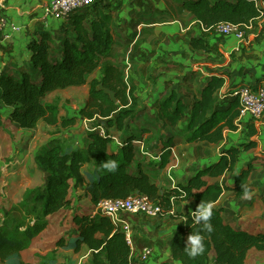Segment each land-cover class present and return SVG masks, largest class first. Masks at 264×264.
Here are the masks:
<instances>
[{"label": "trees", "instance_id": "1", "mask_svg": "<svg viewBox=\"0 0 264 264\" xmlns=\"http://www.w3.org/2000/svg\"><path fill=\"white\" fill-rule=\"evenodd\" d=\"M185 3L184 9L205 28V36L216 32L223 23L258 28L264 19V10L259 9L253 0H192ZM171 19V15L158 11L139 15V21L146 25ZM116 30L113 15L106 13L96 1L90 9L74 14L59 33L41 31L30 41L31 58L27 70L18 74L0 73V100L10 109L9 119L19 129L33 130L41 122L71 129L77 121L88 120L93 122L94 128L104 127L106 130L105 136L97 130L90 131L83 148L69 152L62 144L52 143L37 153L38 166L47 175L45 186L36 192L34 198L43 215L51 217L65 209H73L71 194L79 189L94 210L103 200L127 199L137 194L159 203L165 213L171 212L179 202L188 200L193 201L194 211L198 205L211 203L212 232L203 230V220L199 225L195 224L192 212L174 214L183 220L172 239V261L176 264H246L253 250L264 258V229L255 234L234 229L223 210L213 208L225 191L234 192L238 198L244 197L245 189L252 192L247 185L251 166L239 173L235 171L242 153L258 145L259 132L253 121L246 126V143L224 149L218 162L197 171L186 183L175 187L159 186L158 178L142 169L144 163L137 161L138 150L134 144L141 133L131 132L117 151L109 150L115 135L124 132L127 121L136 117L138 105L135 88L127 81L124 67L111 60ZM190 45L195 51H212L205 38H192ZM96 72L100 73L99 78L93 77ZM225 84L223 75H213L207 80L201 97H194L189 102L173 91L160 103L159 119L172 127L184 123L188 144L219 145L225 138V131L239 128L238 98L230 100L228 107L221 106L220 93ZM85 85L90 87L89 99L69 118L61 116L59 106L46 102L57 91ZM100 85L115 93L116 103L98 90ZM174 147L172 139L164 141L161 160L154 165L158 170L168 165ZM108 161L116 162L115 171L103 168V163ZM226 174H234L232 187L210 182ZM72 222L75 226L73 250L79 253L86 248L92 253V264H138L132 257L125 230L113 224L110 218L93 212L89 216L75 215ZM41 231L42 228L35 225L27 228L25 234L31 232L29 236H34ZM191 234H199L204 244L203 254L196 257L185 252ZM23 249L22 241L0 236L1 262Z\"/></svg>", "mask_w": 264, "mask_h": 264}, {"label": "crops", "instance_id": "2", "mask_svg": "<svg viewBox=\"0 0 264 264\" xmlns=\"http://www.w3.org/2000/svg\"><path fill=\"white\" fill-rule=\"evenodd\" d=\"M50 1L0 0V16L6 22L5 26H0V73L4 71L18 74L27 70L31 58L28 49L30 41L36 39L41 31L57 34L65 26L66 23L62 20L53 17L45 19ZM97 1L106 13L113 15L117 29H126L127 33L122 39L126 41H124L125 50L129 46L127 52L130 54L128 59L130 62L122 61L123 59L121 61L124 69L126 65L130 68L129 73H126V79L134 86L135 96L138 99L136 117L127 121L128 127L124 132L115 135L109 145L110 151H117L120 147L118 144L122 143L131 132L141 133V137L134 143L137 150L140 146L144 148L147 142L149 145L156 142L155 146L148 147L153 148L155 152H152L151 159L145 161L142 169L150 176L156 177L160 174L157 183L163 187L169 186L164 184L162 173L175 169L174 173L179 179L175 181L170 177L173 182L170 187H175L177 184L186 183L197 171L218 162L224 149L240 147L247 142L246 126L251 122L249 119L237 121L239 126L237 131H225V138L219 145L203 142L188 144L184 123L172 127L159 119L158 110L162 100L173 91L186 102L194 97L199 99L207 80L213 75H223L226 78L225 87L220 93L222 107L229 106L230 100L234 99L233 93L238 88L264 86V25L259 28L246 27L245 40H240L235 35L223 36L216 32L205 36L206 30L203 25L183 7L185 2L192 0L183 3L182 0ZM156 11L169 14L172 19L152 25L139 21V15ZM156 14L158 16L159 13ZM258 37L262 41H259ZM192 38H205L212 51L207 53L193 50L190 45ZM115 45L111 60L114 64L121 65L115 61ZM23 47L28 50L26 60L23 59L24 65L15 55L18 48ZM232 55L236 58H231ZM99 76L98 72L95 78ZM226 97L229 100H226ZM0 103L3 105L1 100ZM97 119L99 120V117ZM253 122L259 132L256 138L258 145L255 149L242 153L235 171L239 173L251 166V175L247 183L252 189L250 198H238L234 192L225 191L220 200L213 205V208L223 210L227 222L234 229L248 232L252 224L255 226L250 229L253 232L264 229V118ZM155 127L159 128L160 133L156 135L158 140L155 138L157 141H152ZM169 128L174 131L177 129L179 134L169 131L165 135L164 132ZM179 135L181 137L178 141L176 137ZM167 139H172L175 147L172 149L168 165L163 170H158L154 165L160 162L161 149ZM207 145L214 147L216 151L209 152ZM184 157L186 160L195 161L190 163L188 160L189 163L182 162L180 166V160ZM152 162L154 164L150 166ZM210 182L232 187L234 174H226L221 178L211 179ZM259 199L261 201L257 204ZM194 209L193 201L188 200L179 202L171 212H164L158 217L128 216L126 220L133 236L130 244L132 257L138 264H162L167 261L171 264L172 239L183 220L174 214L193 212ZM148 246L152 247L148 248ZM145 249L150 251V255L146 260H142L141 256ZM255 253L261 255L264 260L261 253L253 250L246 264L250 263L251 256Z\"/></svg>", "mask_w": 264, "mask_h": 264}, {"label": "rangeland", "instance_id": "3", "mask_svg": "<svg viewBox=\"0 0 264 264\" xmlns=\"http://www.w3.org/2000/svg\"><path fill=\"white\" fill-rule=\"evenodd\" d=\"M184 1L186 0L181 2ZM259 23V26L264 25V19ZM126 33V29L122 28L117 29L115 34V61L121 64L120 66L123 65L122 61H127L130 57L129 52H127L129 46L125 50V39H122ZM260 34L262 36V33ZM258 40L262 41L260 37ZM15 55L24 65L23 59L26 60L28 50L26 47L18 48ZM231 58H236V56L232 55ZM121 59L123 60L121 61ZM128 62L130 61L128 60ZM127 66L125 72L129 73L130 68ZM97 75L98 72L93 77L95 78ZM89 89V85H85L60 90L51 94L46 102L59 106L61 116L69 118L84 107L89 99ZM226 100L229 98L226 97ZM8 110L0 103V236L4 235L10 239L22 241L24 249L5 262L0 261V264H92L90 251L83 248L81 252L75 253L72 247L75 240L73 217L75 215L89 216L95 212L93 205L84 196L82 190H73L71 194L73 209H65L51 217L43 215L41 206L35 202L34 198L36 192L45 186L47 178V175L38 166L37 153L51 146L52 143L62 144L69 152L80 146L85 147L87 136L94 128L93 122L88 120L77 121L71 129H65L61 126H47L41 122L35 129L27 131L19 129L16 124L10 121V111ZM158 130V127L154 128L152 141L158 140L156 136L160 133ZM169 131L179 134L177 129L174 131L171 128L167 129L164 134H168ZM161 133L163 134V129ZM179 137L181 135L177 136L176 140L179 141ZM155 145L156 142H152L150 145L147 142L144 148L140 146L137 161H143L145 164L148 158L151 159L152 152L155 150L148 147ZM207 147L209 152L216 151L214 147L208 145ZM110 148L115 149L113 146ZM188 160L190 161L184 157L183 160H180V166L182 162L189 163ZM194 161H190V163ZM174 171L175 169L166 170L161 175L164 184L169 187L173 184L170 177L174 178L175 181L179 179ZM159 175H156V178H159ZM260 201L261 199L257 200L256 203L259 204ZM224 216L226 217V214ZM35 225L42 228L40 233L34 236H29L31 232L25 234L27 228H33ZM253 227H255L254 224L249 226V232L257 233L250 230ZM249 264H264V260L261 255L255 253L251 256Z\"/></svg>", "mask_w": 264, "mask_h": 264}, {"label": "built area", "instance_id": "4", "mask_svg": "<svg viewBox=\"0 0 264 264\" xmlns=\"http://www.w3.org/2000/svg\"><path fill=\"white\" fill-rule=\"evenodd\" d=\"M97 0H51L45 13V19L53 17L62 20L66 24L72 16L79 12L90 9ZM236 1V0H231ZM256 6L264 10V0H253ZM5 20L0 16V26H5ZM216 33L223 36L235 35L240 40H245V28L231 23H223L216 29ZM234 98H238L240 103V116L238 121L249 119L259 121L264 118V86L253 88L242 86L234 91ZM98 131L101 136H105L104 127L93 128L91 131ZM121 146V143L118 144ZM164 213L163 208L157 202H153L146 195H132L127 199L103 200L95 207V214H101L110 218L115 225H119L126 232L129 244L132 236L129 224L126 220L128 216L158 217ZM150 251L145 249L141 259L146 260Z\"/></svg>", "mask_w": 264, "mask_h": 264}, {"label": "clouds", "instance_id": "5", "mask_svg": "<svg viewBox=\"0 0 264 264\" xmlns=\"http://www.w3.org/2000/svg\"><path fill=\"white\" fill-rule=\"evenodd\" d=\"M103 168L109 171H115L118 165L115 161H108L103 163ZM245 199L250 198V193L247 189L244 190ZM212 217V204L209 203L207 205H198L197 210L192 212L193 222L195 224H200V221L203 220L205 223L202 225V228L206 232H212L213 226L211 224ZM185 252L190 257H196L198 255L203 254L204 252V244L202 242V237L199 234H191L188 236L186 241Z\"/></svg>", "mask_w": 264, "mask_h": 264}, {"label": "water", "instance_id": "6", "mask_svg": "<svg viewBox=\"0 0 264 264\" xmlns=\"http://www.w3.org/2000/svg\"><path fill=\"white\" fill-rule=\"evenodd\" d=\"M99 91H103L105 92L107 95L110 96V99L112 100V102L116 103L117 102V99H116V95L114 92L108 90V89H105L102 85L99 86L98 88Z\"/></svg>", "mask_w": 264, "mask_h": 264}]
</instances>
